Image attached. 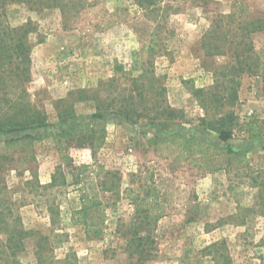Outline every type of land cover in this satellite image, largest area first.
Returning a JSON list of instances; mask_svg holds the SVG:
<instances>
[{
  "label": "rangeland",
  "instance_id": "obj_1",
  "mask_svg": "<svg viewBox=\"0 0 264 264\" xmlns=\"http://www.w3.org/2000/svg\"><path fill=\"white\" fill-rule=\"evenodd\" d=\"M158 4L93 0L71 21L54 8H3L29 31L15 111L49 125L31 132L42 138L32 148L5 150L11 136L0 134V264L13 251L19 264H264V141L247 134L252 121L264 130V0ZM142 74L153 78L147 98L145 81L132 83ZM162 98L179 116L151 121ZM124 101L132 116L104 111L95 150L49 136ZM174 132L213 145L188 151L164 139ZM83 199L99 204L89 236ZM6 227L25 233L21 247L7 248Z\"/></svg>",
  "mask_w": 264,
  "mask_h": 264
},
{
  "label": "trees",
  "instance_id": "obj_2",
  "mask_svg": "<svg viewBox=\"0 0 264 264\" xmlns=\"http://www.w3.org/2000/svg\"><path fill=\"white\" fill-rule=\"evenodd\" d=\"M93 0H0V91L7 92V95H10L11 100L6 101L5 97L3 98L5 107L0 108V134L10 135L5 142V150L17 149L19 147L23 148H32L36 143L42 141V138H39L32 134L31 132L47 127L49 124L45 120L44 116L37 110L33 111L32 116H23L22 111H15L19 107V97L24 92L25 83L28 81L24 79L26 72L29 70L28 64H30V48L26 42V35L29 31H26L24 27L13 28L8 22L3 18L5 17V12L3 10L8 4L22 3L27 5H34L45 7L46 9L54 8L59 9L63 15V18H68L67 16H73L77 18L79 14L84 11ZM162 0H135V3L141 10L148 11L152 7H157ZM144 4H147L148 8ZM74 19V20H75ZM69 20V19H68ZM257 30H262V25H257ZM155 41H149L144 45V48L152 53L154 51ZM27 65V67H26ZM30 71V70H29ZM153 78H147L145 75H141L136 79L132 80V83L138 85L142 81H145V84L142 85L144 89L147 90L146 98L149 97V92L152 89L151 83ZM8 90V91H7ZM10 90V91H9ZM164 89H158V94L160 97L163 96ZM6 95V94H5ZM18 97V98H17ZM116 109L110 110H100V113H94L92 115V121L88 123H76L70 126L67 129L59 130L57 133H49V136L54 137L58 142L63 143V140H71L79 138L82 142L92 141V150H95L98 147V144L101 145L103 138L106 134V129L101 128L98 125V121L104 118V111L115 112L125 117H131L133 108V103L124 101L120 104L113 105ZM154 109H161L156 111V114H149L148 119L151 121H158L161 118L174 120L179 115L178 113L163 105V98L160 101L159 107L154 105ZM70 113L67 114V116ZM21 115V116H20ZM65 117V119L67 118ZM141 116V115H140ZM247 134L249 139L264 141V130L260 125V122L252 121L247 125ZM221 135L226 134L224 130H221ZM225 137V136H224ZM228 138V137H226ZM164 139L167 141H177L180 147H184L188 151L193 149L197 151L199 148L204 145L210 144L209 142H203L195 138H186L181 133L174 132ZM180 142V143H179ZM99 145V146H100ZM213 145V144H210ZM183 149V148H182ZM183 149V150H184ZM221 150L225 151L228 157L237 158L239 156L238 151L231 146L222 147ZM84 205L76 214L79 215V220H81L86 229V234L89 236L91 234L90 227L97 226L96 222V212L95 209L98 207V203L93 200L83 199ZM8 237L7 242L10 244L7 248L10 250H15L21 247V241L25 233L22 231H12L7 227L5 228ZM95 236H99L100 232L95 231ZM26 235H28L26 233ZM15 240L18 243L12 246L11 243H14ZM5 254V252H2ZM12 259V264H19V261L14 257L15 252L13 251L10 254ZM41 258V257H40Z\"/></svg>",
  "mask_w": 264,
  "mask_h": 264
}]
</instances>
